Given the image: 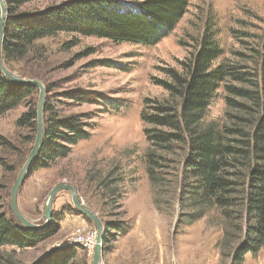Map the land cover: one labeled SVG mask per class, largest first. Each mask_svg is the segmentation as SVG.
<instances>
[{
    "label": "rangeland",
    "instance_id": "374dc122",
    "mask_svg": "<svg viewBox=\"0 0 264 264\" xmlns=\"http://www.w3.org/2000/svg\"><path fill=\"white\" fill-rule=\"evenodd\" d=\"M68 1L34 0L18 11L41 12ZM187 2V13L153 46L59 34L35 42L26 57L5 67L16 77L47 86L59 117L90 118L88 139L73 146L69 156L45 168H31L18 191L17 208L26 220L41 225L52 188L73 186L83 207L101 222L103 238L112 236V241L102 240L99 264H232L231 248L236 243L226 249L221 246L223 220L213 212L196 221L186 217L189 211L181 207V181L175 170L159 171L156 186L150 183L144 158L149 150L147 126L140 115L146 99L166 96L154 80H164L165 69L179 70L196 51L207 24L213 27L223 60L238 63L259 84L264 77V0ZM227 96L221 85L205 122L229 123ZM27 104L0 116V213L12 216L10 192L36 134V128L33 132L17 126ZM51 209V224L58 220L57 233L34 248L0 247V264H33L70 246H78L75 264H92L93 222L79 213L67 191L56 195ZM111 226L125 231L118 234ZM76 234L93 236V246L73 244ZM241 264H264V246L256 255L246 254Z\"/></svg>",
    "mask_w": 264,
    "mask_h": 264
},
{
    "label": "trees",
    "instance_id": "16d2710c",
    "mask_svg": "<svg viewBox=\"0 0 264 264\" xmlns=\"http://www.w3.org/2000/svg\"><path fill=\"white\" fill-rule=\"evenodd\" d=\"M32 1L4 0L2 60L6 68L26 57L35 42L59 34L153 46L173 31L189 7L187 0H71L41 12L18 11ZM164 74V80L154 81L166 96L146 99L140 115L147 126L144 135L149 150L144 158L149 181L155 187L159 171L175 170L181 181V207L189 211L186 217L196 221L207 213H218L225 225L221 246L226 249L236 243L231 248L232 264H241L246 254L256 255L264 246V77L257 84L238 63L223 60L210 24L179 70L168 68ZM221 85L228 93L229 123L205 122ZM45 89L43 141L33 170L69 156L73 146L89 137L86 121L90 118L59 117L50 104L51 90ZM37 94L36 88L13 83L0 72V116L28 101L17 126L33 132ZM56 220L34 231L12 215L0 213V247L34 248L57 233ZM110 228L118 234L125 231L120 226ZM103 239L112 241V236ZM77 248L59 249L33 264H75Z\"/></svg>",
    "mask_w": 264,
    "mask_h": 264
},
{
    "label": "water",
    "instance_id": "95a60500",
    "mask_svg": "<svg viewBox=\"0 0 264 264\" xmlns=\"http://www.w3.org/2000/svg\"><path fill=\"white\" fill-rule=\"evenodd\" d=\"M7 16V9L4 3V0H0V72L2 75L9 81L13 83H20L32 86L38 90V97H37V103H36V134L34 143L32 146V149L30 151V154L24 163V166L21 169V172L17 176L11 192H10V210L13 214L14 218L17 220V222L22 225L23 227L39 231L47 228L52 221V203L54 201V198L56 195L61 191H67L71 195V200L74 205V207L79 211V213L83 216H86L89 220L93 222V224L96 227V238H95V246L93 249L92 254V264H99L101 260V254H102V240H103V227L97 216L91 212L90 210L83 207L82 203H80L76 190L73 186L69 184H60L52 188L50 191L45 207L43 212V219L44 223L41 225H35L28 220H26L21 213L19 212L17 208V195L18 191L23 185L24 181L26 180L32 165L37 158L42 141H43V129H44V120H43V109H44V103H45V96H46V89L43 86L42 83H40L37 80L32 79H23L16 77L12 75L4 66L3 60H2V45L4 42V28H5V19Z\"/></svg>",
    "mask_w": 264,
    "mask_h": 264
},
{
    "label": "built area",
    "instance_id": "2783aa9c",
    "mask_svg": "<svg viewBox=\"0 0 264 264\" xmlns=\"http://www.w3.org/2000/svg\"><path fill=\"white\" fill-rule=\"evenodd\" d=\"M72 239H73V244L81 245L82 247L85 248H90L93 246V241H94L93 236H87V235L83 236L81 234L80 235L76 234Z\"/></svg>",
    "mask_w": 264,
    "mask_h": 264
}]
</instances>
